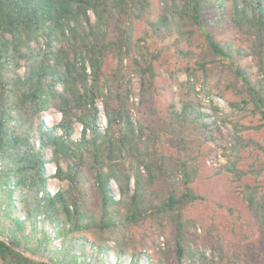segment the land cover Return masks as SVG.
Listing matches in <instances>:
<instances>
[{
    "label": "trees",
    "instance_id": "obj_1",
    "mask_svg": "<svg viewBox=\"0 0 264 264\" xmlns=\"http://www.w3.org/2000/svg\"><path fill=\"white\" fill-rule=\"evenodd\" d=\"M158 1L160 14L149 33L174 38L175 47L204 26L205 13H216L214 23L226 21L249 39L244 49L206 35L216 61L231 69L226 89L239 99L231 107L250 109L260 121L245 126L228 115L220 118L233 127L231 150L239 155L251 149L264 157V142L243 136L264 127V0ZM151 8V0H0L1 264H48L21 251L47 256L50 264H158L128 245L131 228L161 219L174 228L162 252L165 264L170 258L174 264L194 258L205 264L184 211L204 200L191 186L199 174L194 144L196 138L213 140L219 109L211 106L215 117L207 121L210 115L194 95L180 110L170 104L162 124L133 121L128 73L140 77V105L148 104L159 54L135 43L132 21ZM108 56L117 60L110 76L104 71ZM197 71L205 73L206 64L186 69L190 91ZM51 109L61 118L48 126L42 115ZM161 144L177 153L171 163ZM221 170L239 182L264 175V164L244 171L238 160L228 159ZM51 179L67 187L51 192ZM241 195L264 224V184H244ZM212 251L226 260L218 242ZM233 260L239 264L237 256Z\"/></svg>",
    "mask_w": 264,
    "mask_h": 264
},
{
    "label": "rangeland",
    "instance_id": "obj_2",
    "mask_svg": "<svg viewBox=\"0 0 264 264\" xmlns=\"http://www.w3.org/2000/svg\"><path fill=\"white\" fill-rule=\"evenodd\" d=\"M151 4V10L141 19L133 20L132 24L135 43L147 46L151 52L159 54L154 63L157 76L154 88L150 92L149 103L141 106L140 77L135 73H128L133 88V95L129 102L132 119L135 123L140 122L144 125L162 124L170 104H174L180 110L182 101L194 95L199 98L203 111L210 115L207 121H212L215 117L211 106L219 109L217 125L211 132L213 140L195 139L194 157L199 174L191 186L204 200L191 204L184 211L186 219L194 223L189 228L190 238L195 250L205 255V264H234V256H237L239 264H264V224L254 218L241 195L244 184H264V175L257 178L248 175L237 182L230 173L221 170V166L228 159L238 160V166L244 171L252 167L255 169L262 167L264 164L262 153L249 149L237 155L231 150L234 142L233 127L230 123H221L220 119L228 115L232 121H239L245 126H255L260 124L259 117L254 116L250 109L241 111L231 107V103L239 101L226 89L227 83L233 76L231 69L216 61L206 35L211 33L217 41L229 43L235 48L246 49L250 41L237 35L226 21L221 24L214 23L216 13H205L204 26L196 28L191 38L181 40L175 47L174 38L168 39L149 33V23L155 21L160 14L159 1L151 0ZM110 36L111 38L116 36L115 22L111 23ZM180 52L188 55H182ZM247 62L251 64L249 60ZM198 63L206 64L207 71L196 72V77L191 79L194 89L190 91L186 84L188 81L186 69L196 68ZM116 64L117 60L113 57L106 58L104 71L107 76L113 73ZM23 71L22 69L21 73ZM98 105L101 109V103ZM101 117L105 122L103 116ZM60 118L61 115L54 109L42 115V120L48 126L57 124ZM243 136L262 143L264 127L258 131H246ZM160 146L168 163H171L177 157V153L166 144ZM47 168L51 173L54 172L53 165L49 164ZM66 187V183L58 180L51 179L48 182V189L51 192ZM111 188L113 194L117 196L118 189L113 182ZM173 235L174 228L167 220L161 219L157 223L146 221L129 231L132 241L128 245V250L142 254L143 257H148L155 263L165 264L166 260L162 252L168 248ZM214 242L219 243L225 254L226 260L223 262L214 256L212 251ZM25 256L50 264L47 256H31L28 253ZM109 258L114 263L113 251L109 252ZM167 264H174L171 258L167 260ZM182 264H202V262L194 258L184 259Z\"/></svg>",
    "mask_w": 264,
    "mask_h": 264
},
{
    "label": "water",
    "instance_id": "obj_3",
    "mask_svg": "<svg viewBox=\"0 0 264 264\" xmlns=\"http://www.w3.org/2000/svg\"><path fill=\"white\" fill-rule=\"evenodd\" d=\"M43 123L45 124V122L43 121ZM24 255L26 254V252H23V251H21Z\"/></svg>",
    "mask_w": 264,
    "mask_h": 264
},
{
    "label": "built area",
    "instance_id": "obj_4",
    "mask_svg": "<svg viewBox=\"0 0 264 264\" xmlns=\"http://www.w3.org/2000/svg\"><path fill=\"white\" fill-rule=\"evenodd\" d=\"M104 119H105V118H104ZM104 124H106V120H105Z\"/></svg>",
    "mask_w": 264,
    "mask_h": 264
}]
</instances>
